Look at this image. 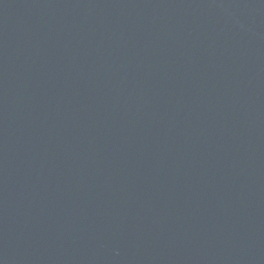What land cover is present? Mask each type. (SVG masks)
I'll use <instances>...</instances> for the list:
<instances>
[{"label": "water", "instance_id": "obj_1", "mask_svg": "<svg viewBox=\"0 0 264 264\" xmlns=\"http://www.w3.org/2000/svg\"><path fill=\"white\" fill-rule=\"evenodd\" d=\"M0 264H264V0H0Z\"/></svg>", "mask_w": 264, "mask_h": 264}]
</instances>
